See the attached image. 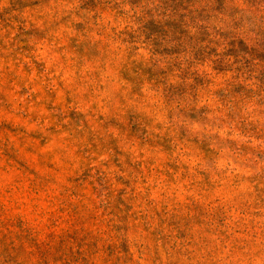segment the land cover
I'll return each instance as SVG.
<instances>
[{
	"label": "rangeland",
	"instance_id": "rangeland-1",
	"mask_svg": "<svg viewBox=\"0 0 264 264\" xmlns=\"http://www.w3.org/2000/svg\"><path fill=\"white\" fill-rule=\"evenodd\" d=\"M0 264H264V0H0Z\"/></svg>",
	"mask_w": 264,
	"mask_h": 264
}]
</instances>
